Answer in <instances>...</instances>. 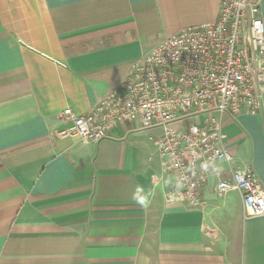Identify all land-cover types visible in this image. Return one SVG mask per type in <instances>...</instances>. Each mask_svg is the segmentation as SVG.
<instances>
[{
  "label": "crops",
  "instance_id": "crops-1",
  "mask_svg": "<svg viewBox=\"0 0 264 264\" xmlns=\"http://www.w3.org/2000/svg\"><path fill=\"white\" fill-rule=\"evenodd\" d=\"M221 0H0V264H264V217L210 181L205 207L167 204L153 134L60 137L162 39ZM264 20V0L261 2ZM234 166L264 188V106L224 116ZM221 167L226 170L224 163Z\"/></svg>",
  "mask_w": 264,
  "mask_h": 264
},
{
  "label": "built area",
  "instance_id": "built-area-1",
  "mask_svg": "<svg viewBox=\"0 0 264 264\" xmlns=\"http://www.w3.org/2000/svg\"><path fill=\"white\" fill-rule=\"evenodd\" d=\"M262 0H221L216 19L184 27L135 62L86 115L61 113L60 137L99 142L120 125L161 129L153 139L156 184L171 178L167 204L205 207V187L223 198L240 193L244 217H264V188L250 166H234L224 116L259 114L264 106ZM224 163L226 170L221 167Z\"/></svg>",
  "mask_w": 264,
  "mask_h": 264
},
{
  "label": "rangeland",
  "instance_id": "rangeland-1",
  "mask_svg": "<svg viewBox=\"0 0 264 264\" xmlns=\"http://www.w3.org/2000/svg\"><path fill=\"white\" fill-rule=\"evenodd\" d=\"M158 134H160V133H158ZM158 134H155V135H158ZM154 134H153V136H155Z\"/></svg>",
  "mask_w": 264,
  "mask_h": 264
}]
</instances>
